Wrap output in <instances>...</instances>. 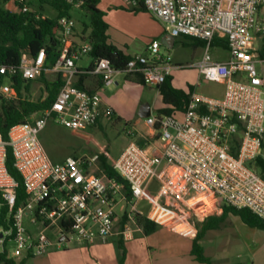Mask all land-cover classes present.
<instances>
[{
	"label": "built area",
	"instance_id": "obj_1",
	"mask_svg": "<svg viewBox=\"0 0 264 264\" xmlns=\"http://www.w3.org/2000/svg\"><path fill=\"white\" fill-rule=\"evenodd\" d=\"M143 2L172 37L188 36L207 43L196 65L199 81L224 84L223 96L193 92L180 115L145 118L151 131L159 134L158 143L141 147L130 142L113 165L129 184L131 198L127 199L123 183L99 173L98 154L54 162L40 140L50 121L81 130L93 125L102 113H110L103 109L98 92L75 85L80 73L75 62L90 53L92 45L75 47L76 22L62 17L59 24L64 47L53 70L61 74L64 84L55 101L31 115V121L12 126L8 141L0 130V217L4 206L9 209L7 227H0V251L7 249L9 257H40L82 243H107L120 212L128 215L123 235L129 238L133 235L130 222L136 220L139 203L145 198L149 201L147 219L177 231L186 227L187 219L162 203L168 196L193 210L196 204L203 208L221 201L264 218V178L250 166L261 155L263 144L264 0ZM217 41L228 50V60L213 58L210 48ZM45 60L46 52L41 49L34 57L24 54L19 65L0 64V95L15 98L12 78H38ZM176 67L154 41L145 54L131 56L121 67L101 58L81 73L99 76L103 87L115 84L119 74H140L147 85L157 87ZM7 146L12 149L14 167L22 175L27 194L17 208L18 182L7 168ZM152 182L158 187L154 195L148 193ZM12 243L15 247L11 252Z\"/></svg>",
	"mask_w": 264,
	"mask_h": 264
},
{
	"label": "rangeland",
	"instance_id": "obj_2",
	"mask_svg": "<svg viewBox=\"0 0 264 264\" xmlns=\"http://www.w3.org/2000/svg\"><path fill=\"white\" fill-rule=\"evenodd\" d=\"M99 4L100 10L104 12V20L108 24L109 34L120 47L124 48L128 44L132 52L145 54L147 47L152 42L157 41L161 51L169 55L172 63L177 65L172 71L174 83L177 87L182 88L186 92L191 87L193 92L207 97L220 98L223 96L224 84L206 79L199 81V69L196 67V63L203 58L207 43L192 37L179 36L175 38V45L167 48L162 43L163 37L160 34L161 26L159 22L142 11L133 10L134 2L132 0H103ZM5 7L11 10L16 9L13 1L5 4ZM28 8L38 10V5L37 3L32 6L28 5ZM43 9L44 14L55 16V12L50 8L44 7ZM71 14L76 22V35L87 37L84 32L86 29L85 25L90 23V15L80 7H74ZM210 51L216 61L229 59L228 50L220 45L218 41L213 43ZM90 59L89 55H85L83 64L89 63ZM120 75L126 76L125 74L117 76ZM49 78L54 79L56 76H49ZM42 90L41 84L35 82L27 97L32 101H36L42 95ZM99 94L110 102L108 108L110 113H102L99 123L81 130H72L50 121L40 133V140L52 161L63 162L68 156L100 154L105 156L109 164L114 165L117 158L133 138H137V140L139 138L143 139L135 129L149 137V140L155 142V144L158 143L157 140L153 139L154 132L145 125V119H138L137 115L139 108L145 102L151 105L154 113L159 110V107L164 106L161 97L154 88H144L143 90L137 84L127 82L126 84H121V86L113 84L104 87V91L99 92ZM140 100H142V103H140ZM137 119L139 124L133 126V122ZM130 131L131 133H129ZM262 139L264 142V130ZM262 152L264 155V148ZM250 166L259 174L261 173L255 162L251 163ZM157 190V184L152 182L148 193L154 195ZM177 202L181 209L191 211L198 218L196 221L217 214L222 210L224 204L218 201L215 206L211 205V207L203 208L196 204L193 206V210L186 206L184 202L178 200ZM148 209L149 201L145 198L140 201L138 212L144 215L148 212ZM120 215L121 212L119 213ZM138 220L136 214V220L130 222L132 230L138 229ZM230 221L231 224L223 226L221 230L207 232V236L201 242L203 247L206 248L205 254L211 258L213 264H253L252 262L260 264L257 262V257L255 260L254 254L256 244L260 242L261 230L254 227L251 228L239 216L234 214H229L227 223ZM244 229H247L246 233ZM171 230L177 231L169 225L158 227L152 235L136 234V243L142 250L138 253L139 261L142 264L159 263L161 261L170 264L178 262L182 264H199L190 255L191 241L189 239L186 240L183 236L181 238L178 237L179 235L171 232ZM215 237L218 240H214ZM231 237L236 242L228 244L225 238ZM245 239L247 243L251 242V240L254 242L252 255L249 253V247L244 244ZM14 247L15 245L12 243L10 245L11 252ZM246 247L247 249L244 250ZM246 252L250 259L244 256ZM240 256L242 257L240 258ZM15 260L19 262L20 258L17 257Z\"/></svg>",
	"mask_w": 264,
	"mask_h": 264
},
{
	"label": "trees",
	"instance_id": "obj_3",
	"mask_svg": "<svg viewBox=\"0 0 264 264\" xmlns=\"http://www.w3.org/2000/svg\"><path fill=\"white\" fill-rule=\"evenodd\" d=\"M11 1L16 5L15 10L5 7V4ZM100 2L101 0H73L72 3L66 0H0V64L9 66L19 65L24 54L34 57L41 49H44L46 52L44 68L38 78L28 80L24 79L22 75H16L12 78L16 97L9 99L0 95V130L5 141L9 140L8 133L12 126L31 121V115L49 108L61 90L64 84L61 74L58 73L54 80H49L46 76V71L53 69L64 47L60 39L61 26L59 20L66 16L73 18L71 13L76 3H79V7L90 15V23L85 25L84 34L89 32L88 40L92 45L90 52L92 57L96 60L101 58L108 59L116 67H121L128 61L130 57L124 56L117 47L108 43V24L104 20V12L98 7ZM35 3L38 5V10L28 8V10L24 11L23 8L25 6H32ZM44 7L53 10L55 16L44 14ZM133 10H146L144 2L140 1L139 5L137 3L133 7ZM35 82L41 84L43 90L40 98L32 101L27 96H29ZM140 82L146 84L143 77L140 78ZM156 88L163 103L167 106L158 110L157 116L182 113L185 111L193 93L191 87L188 92L174 87L170 76ZM158 138L159 134L154 133L153 139L156 141ZM148 143L149 141L142 140L139 145L145 147ZM262 148H264V143L262 144ZM233 152L236 154L237 149L234 148ZM99 157V173H103L108 177H115L119 182L123 183L125 197L130 199L131 191L129 184L121 178L113 165L107 162L104 155H99ZM255 163L261 171L260 175L264 178V159L261 155L257 157ZM7 168L9 173L18 182L16 189L17 208L26 201L27 194L22 175L14 167V157L10 146H7ZM162 203L183 214L190 225L196 230L191 255L199 264H213L211 258L205 254L201 240L208 230L217 228L228 214L239 216L250 227L264 228V218L257 216L246 208L237 209L223 204L220 216L211 215L200 219V221H196L198 218L191 211L181 209L179 203L172 196L163 198ZM8 212L9 209L4 206L0 217V227H7L5 218ZM137 216L145 235H151L157 230L158 225L147 219L145 214L142 215L140 212H137ZM127 220L128 215L125 212L120 222L121 230L124 229ZM27 259V257H24L17 262L15 258L9 257L7 249L4 248V250L0 251V264H25Z\"/></svg>",
	"mask_w": 264,
	"mask_h": 264
},
{
	"label": "crops",
	"instance_id": "obj_4",
	"mask_svg": "<svg viewBox=\"0 0 264 264\" xmlns=\"http://www.w3.org/2000/svg\"><path fill=\"white\" fill-rule=\"evenodd\" d=\"M101 1H103V0H101ZM132 1L134 2V6H136L137 3L139 5L140 1L143 2V0H132ZM98 7L100 9V4L98 5ZM142 12L144 14H148L152 19L157 20L159 22V24L161 26V30H160L161 33L160 34L163 37L162 38V43L164 45L167 43L168 46H169L168 47L167 45H165L167 48L173 47L175 45V38L174 39L171 38L170 34H168L164 30L165 29L164 25L158 19L153 17L148 11L142 10ZM85 35L87 37H79V36H77L76 35V29H75L74 36H73V44H74L75 47L78 48V47H80L83 44L90 43L89 40H88V34L85 33ZM107 35H108V43H110V44L114 45L115 47H117V49L119 51H121L124 56L131 57L133 55L142 54V53L132 52L131 48H130V46L128 44H126L124 48L120 47L118 45V43L115 40L112 39L111 35L109 34V31H107ZM87 55H89V57L91 58L89 63L83 64L85 55H81L75 62L77 69L80 71V73L75 78V81H74L75 85L77 87H79L81 89H84V90H87L89 92H98V93L99 92H103L104 91V87L102 86V80H101V78L99 76H97L95 74H92V73H86V74L81 73V71H83V70L91 69L93 67V65L95 64V62H96V59H94L92 57L91 53H88ZM57 74L58 73L56 71H54L53 69H50V70L46 71L47 78H49V76H54L55 77V76H57ZM125 75L126 76H123V75L117 76L116 83H115L117 86H121V84L123 85L124 83L126 84L127 82H129L131 84H137L139 86V88H141L143 90H144V88H149V89L154 88L156 90V93L160 96V94L158 92V89L156 87L151 86V85H147V84H142L140 82V78H142L140 74H125ZM170 77L172 78L173 86L178 88V89L183 90L182 88L177 87L175 85L172 73H171ZM54 79L49 78V80H54ZM101 98H102V107H103V109H108L109 108V103H110L109 100L107 98H105L104 96H102ZM140 103H142V100H140ZM145 103H148V102H145ZM163 105L164 106L159 107V110L162 109V108L167 107L164 103H163ZM139 110H140V108H139ZM138 113H139V111H138ZM138 113H137L138 119H140L141 117L139 116ZM156 113L157 112L154 113L152 111V108H151V115H156ZM180 114L181 113H178L177 115H180ZM100 119H101V117H99L93 125L99 123ZM138 119L133 122V126H136V125L139 124V120ZM93 125H91V126H93ZM145 125H146V123H145ZM135 130L139 132L138 133L139 136H141L143 139L139 138L137 140V138H133V140H131L130 142H136L139 145L142 140H145V141H149V143H152V141L149 140V137L141 134V132L138 129H135ZM98 155H100V154H98ZM261 157L264 159V155H263L262 151H261ZM221 214H222V210H220L217 214H213V215L220 216ZM228 216H229V214L226 216L224 221H222L219 224V226L217 228L208 230L207 232L221 230V228L223 226L231 224V221L227 223ZM121 220H122V216L120 215L118 217V220L116 221V224H115V227H114V233H113L112 237L110 238V240L107 243H101L99 241H94V242H89V243H82V244L76 245V246L71 247V248L66 249V250H52L48 254H46L44 256L32 257V258L27 257L28 259H27L25 264H142L139 261V257H138V253L140 251H142V250L138 246V244L136 243V234L137 233L145 234L144 230H143V227H142L141 223L138 220V222H139L138 223L139 224L138 229L133 230V235L131 237H129V238H126L123 235V230L124 229L121 230V227H120ZM158 227H160V225H158ZM251 228H253V227H251ZM257 229H260V228H257ZM260 230L262 232L260 234L261 238H260V242L258 244H256V249H255V254L254 255H255V260H256V257L258 259L257 260L258 263L264 264V228L260 229ZM244 231L246 233L247 229H244ZM171 232H174L175 234H178L179 235L178 237H180V238L183 236L184 238H186V240L189 239L191 241V243H193V238L196 235V230L188 222H187L186 227L183 228V230H181V231H173V230H171ZM207 232L205 233V235H204L202 240H204L205 237L207 236ZM250 232L252 233V231H250ZM145 236H148V235H145ZM202 240H201V242H202ZM214 240H218V238L215 237ZM225 240L228 242V244L236 242L235 239H233V237L227 238V239L225 238ZM246 241L247 240L245 239L244 240V244H245V246L249 247V250H250L249 253H251L250 255H252V253H253L252 252V245L254 244V242L251 240V242L247 243ZM247 247L244 250H246ZM204 249H205V252H206V248L205 247H204ZM148 252H150V251H148ZM190 255H191V250H190ZM242 256H240V258ZM244 256L247 257V258L249 257L247 252L244 254ZM191 257L193 258L194 261H196L192 255H191ZM20 259H22V258H20ZM248 259H250V258H248ZM167 263L168 262H165V261H163V262L161 261L159 263H153L152 262V264H167ZM178 263H180V262H178ZM178 263H176V264H178ZM252 263L254 264V262H252ZM168 264H170V263H168ZM180 264H182V263H180Z\"/></svg>",
	"mask_w": 264,
	"mask_h": 264
},
{
	"label": "water",
	"instance_id": "obj_5",
	"mask_svg": "<svg viewBox=\"0 0 264 264\" xmlns=\"http://www.w3.org/2000/svg\"><path fill=\"white\" fill-rule=\"evenodd\" d=\"M170 37L174 39V37H172L171 35ZM165 45L168 46L167 43ZM138 114L141 118H144V119L150 117L151 116V105L149 103L142 104Z\"/></svg>",
	"mask_w": 264,
	"mask_h": 264
}]
</instances>
